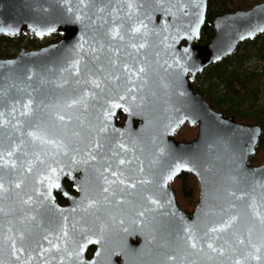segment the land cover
Wrapping results in <instances>:
<instances>
[{
  "label": "water",
  "instance_id": "1",
  "mask_svg": "<svg viewBox=\"0 0 264 264\" xmlns=\"http://www.w3.org/2000/svg\"><path fill=\"white\" fill-rule=\"evenodd\" d=\"M208 4L0 0V35H62L0 56V264H264V129L194 84L264 33V1L217 13L200 43Z\"/></svg>",
  "mask_w": 264,
  "mask_h": 264
},
{
  "label": "trees",
  "instance_id": "2",
  "mask_svg": "<svg viewBox=\"0 0 264 264\" xmlns=\"http://www.w3.org/2000/svg\"><path fill=\"white\" fill-rule=\"evenodd\" d=\"M260 1L262 0H257ZM251 5L252 0H210L207 20L202 28L199 42L206 43L212 36L213 28L209 23L217 13L249 8ZM25 35H0V56L16 55L10 54V51L12 48L19 50L22 48ZM61 36L60 33H55L50 37L53 41H57ZM41 41L34 36L25 44L27 48H39L42 46ZM255 60H264V33L253 40L243 42L233 55L209 67L197 77L195 87L204 93L213 107L227 114H235L240 120L258 122L264 128V93L261 89L264 72H258L257 68L252 69L250 64ZM258 153L264 155V131L256 156ZM190 176L191 174L184 173L180 177V186L183 196L193 201L194 192ZM67 185L70 187V184Z\"/></svg>",
  "mask_w": 264,
  "mask_h": 264
},
{
  "label": "rangeland",
  "instance_id": "3",
  "mask_svg": "<svg viewBox=\"0 0 264 264\" xmlns=\"http://www.w3.org/2000/svg\"><path fill=\"white\" fill-rule=\"evenodd\" d=\"M257 3V0H252V5ZM251 5V6H252ZM34 35L32 34H29V33H26L25 35V39H24V43L21 44V47H26V44L25 42H27V40H29L30 38H33ZM20 50L19 49H14L12 48L11 51H10V54H17ZM250 66H252L253 68H258V70H260L261 72H264V60L262 61H253ZM262 91L264 93V83L262 85ZM196 132H197V128L196 126H190L189 124H186L180 131H179V134L177 133V138L180 139V140H184V139H187V140H190L192 139L193 137H195L196 135ZM259 160L257 161V163L259 162H262L264 161V155L262 154H259ZM190 181H191V185H192V190H193V201L189 200L188 198H185L182 194V191H181V186H180V178H177L174 180L173 182V185L174 187L176 188V191H177V195H178V200L180 202V204L189 209V210H192L195 205H196V202L198 200V197H199V185H198V182L197 180L195 179V177L193 175H191L190 177Z\"/></svg>",
  "mask_w": 264,
  "mask_h": 264
},
{
  "label": "flooded vegetation",
  "instance_id": "4",
  "mask_svg": "<svg viewBox=\"0 0 264 264\" xmlns=\"http://www.w3.org/2000/svg\"><path fill=\"white\" fill-rule=\"evenodd\" d=\"M210 1V0H209ZM262 1H264V0H262ZM261 2V1H260ZM209 5V4H208ZM207 20V19H206ZM51 35H49V36H47V37H45V38H42L41 40V43H42V46L43 45H47V44H50V43H52V42H55V41H53L52 40V37H50ZM61 38V37H60ZM59 38V39H60ZM58 39V40H59ZM49 41H51V42H49ZM200 41V40H199ZM41 47V46H40ZM252 69H254L253 67H252ZM257 70H258V68H257ZM258 72H261L260 70H258ZM224 113H226V112H224ZM226 115H234V116H236L235 114H227L226 113ZM236 118H237V120L238 121H241V122H245V123H251V124H259V125H261L260 123H258V122H254V121H246V120H240L237 116H236ZM124 119H125V113L124 112H120L119 113V117H118V123L119 124H122L123 122H124ZM262 126V125H261ZM263 127V126H262ZM183 128V127H182ZM181 128V129H182ZM197 128V127H196ZM180 129V130H181ZM264 129V128H263ZM197 133V132H196ZM194 138V137H193ZM192 138V139H193ZM260 144V143H259ZM258 148H259V145L257 146V150H258ZM257 150H256V153L252 156V159H251V163L252 164H255V165H259V164H261V163H263L264 161H262V162H259V163H257V161L259 160L258 158H259V153H258V155L256 156V154H257ZM182 176V175H181ZM180 176V177H181ZM179 177V178H180ZM67 184H70V187L67 185ZM65 185H66V188L68 189V190H70V191H72V192H75L74 191V189H73V184H72V182H70L69 180H66L65 181ZM57 196H58V198H59V200H60V202L61 203H63V204H66L67 203V200L65 199V198H63L62 196H61V194H57ZM63 198V200H61ZM184 209L186 210V211H188L189 213H191L192 211H193V209L192 210H189V209H187V208H185L184 207ZM94 249H95V247H91L90 249H89V251H88V254H87V257L90 259V258H92V256H93V252H94Z\"/></svg>",
  "mask_w": 264,
  "mask_h": 264
},
{
  "label": "snow or ice",
  "instance_id": "5",
  "mask_svg": "<svg viewBox=\"0 0 264 264\" xmlns=\"http://www.w3.org/2000/svg\"><path fill=\"white\" fill-rule=\"evenodd\" d=\"M129 7H131V5H129ZM141 47H143V45H141ZM141 71H143V69H141ZM25 107H27V105H25ZM61 119H63V117H61ZM9 155H10V153H9ZM120 163H124V161H120ZM113 175L115 176L116 173H113ZM56 186L58 187L59 185H56ZM0 187H2V185H0ZM212 231H215V229H212ZM189 239H191V237H189ZM195 246H196L195 243H193L192 247H195ZM209 248H212L211 244H209ZM212 250L216 251V249H214V248ZM14 251H15V249H14ZM221 251H223V250L221 249ZM257 251H258V249H257ZM69 255H71V253H69ZM256 258L259 259V257H256ZM237 264H239V262H237Z\"/></svg>",
  "mask_w": 264,
  "mask_h": 264
}]
</instances>
